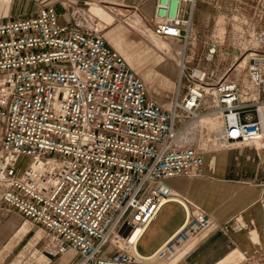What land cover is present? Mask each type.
<instances>
[{
	"label": "built area",
	"instance_id": "obj_1",
	"mask_svg": "<svg viewBox=\"0 0 264 264\" xmlns=\"http://www.w3.org/2000/svg\"><path fill=\"white\" fill-rule=\"evenodd\" d=\"M172 1L156 0L152 29L187 46L198 0H175L171 9ZM69 18L62 22L52 1L34 14L0 16V198L42 226L43 252L71 251L70 264L170 257L210 225L203 210L187 214L153 253L116 240L171 202L167 179L201 173L200 150L175 143L193 120L218 110L225 143L263 138L264 50L250 52L246 64L256 93L235 80H209L213 70L183 59L165 107L82 10ZM253 38L264 47V29ZM215 50L209 45L204 59ZM249 262L264 264V256Z\"/></svg>",
	"mask_w": 264,
	"mask_h": 264
},
{
	"label": "crops",
	"instance_id": "obj_2",
	"mask_svg": "<svg viewBox=\"0 0 264 264\" xmlns=\"http://www.w3.org/2000/svg\"><path fill=\"white\" fill-rule=\"evenodd\" d=\"M11 1L0 0V4L9 7ZM50 1L56 5L62 22L69 20L74 10H82L87 17V26L92 29L108 28L105 31L106 41L115 48L118 44L113 40L116 37L111 38V32L120 34L118 38L122 39L131 27L139 25L140 29L148 28L139 13L120 9V5L112 0H100L107 3L105 7L95 6V3L89 0ZM39 7L29 14L36 13ZM103 10H106V13ZM135 14L141 19L139 24L133 18ZM196 36L195 29L190 41L192 46L197 43ZM167 37L175 40L173 37ZM142 46L146 47V44ZM148 50L154 53L157 49L153 46ZM183 56L187 64L194 65L196 56L192 49L191 53ZM174 60L169 55L161 57L156 53L152 55V59L143 60L144 62H130L132 68L144 77L148 94L165 107L170 104L169 99L175 89L177 74ZM200 63L203 62H196L198 65H201ZM201 66L207 68L205 64ZM171 68L175 72L174 77L167 75ZM261 114L264 121V105ZM251 116L254 117L255 114L251 113ZM216 117H221V122H218ZM242 118H245V114ZM203 119L186 127L176 143L179 146H194L200 150L203 156L201 173L198 176H173L167 179L175 195L171 202L159 208L155 218L147 224L136 243V250L141 255L153 253L160 243L184 222L187 214L190 215L197 209L207 214L210 225L192 237L187 249L179 250L172 256L160 258L155 262L149 259L145 264H252L249 259L264 256V186L260 182L264 179V137L241 144L223 142L218 145L216 137L223 122L222 113L216 110ZM181 200L188 205L187 213L180 203ZM44 239L45 233L41 225L26 219L15 207L8 206L0 198V264L72 262L71 251L59 256L43 252L41 247Z\"/></svg>",
	"mask_w": 264,
	"mask_h": 264
},
{
	"label": "rangeland",
	"instance_id": "obj_3",
	"mask_svg": "<svg viewBox=\"0 0 264 264\" xmlns=\"http://www.w3.org/2000/svg\"><path fill=\"white\" fill-rule=\"evenodd\" d=\"M47 1L50 0H12L9 7H7V5L3 6L0 4V16L7 13H9L11 16H14L15 14H29L35 11L38 6L44 5V3ZM89 1L95 3V6L98 7L107 6V3L100 0ZM112 1L118 3L120 5V9L130 10L128 11L130 13L134 11L135 13H139V15L145 19V25L149 28V30H151L149 31L148 28L140 29V26L136 25L127 30L122 39L120 38L121 40L118 38L120 37V34L111 32V38L113 39L116 37L113 40L118 44V47L114 48L118 50L125 57V59H127L129 64L133 62L136 63L138 60L144 62L143 60L146 61L152 59V55L156 53H158V55L161 57H166L169 55L175 59V69L176 74L178 75V65L181 64L184 58L183 55L191 53L192 49L194 51V56H196L194 59V65L199 61L203 62L200 64H205L207 69H214L215 73L210 76L209 80H216L219 78V76H222L221 79L225 78L227 80H235L241 87H249L252 90V93H256L257 87L250 82V79L247 75L246 64L248 62L250 52L264 50V47L260 46L253 38V33L255 30L260 28L264 29L263 2L258 0H198L194 10V24L192 30L193 35L194 30H197V39L195 41L197 43L192 46L190 42L187 44V46H185L181 42L171 40V38L167 36L163 37L154 33L152 29L154 20L152 18H154L153 14L156 6V0ZM103 11L106 13V10ZM135 17L138 18V14H135L133 17L134 20H136ZM140 20L141 19L139 18V22H137L138 24L140 23ZM107 29L98 28L96 30L102 31L105 33L104 35H107L105 32ZM146 31L153 33L163 45L169 48V50L162 52L161 50L157 49L154 53H150L148 49H152L153 45L147 41L148 34ZM118 40L120 41L118 42ZM139 43H145L146 47ZM212 43L216 44V50L213 53V58L207 61L204 59L203 54L207 51V48ZM202 52L203 54H201ZM200 57L203 58L200 59ZM255 112V110H251L252 114H255ZM207 116H204L203 118ZM201 118L193 120L187 127L197 124ZM221 120V117L217 118L218 122H221ZM198 127L200 126L198 125ZM1 129L2 120L0 123V130ZM135 232L137 231L130 233L132 234ZM120 240L117 241L118 244H122L123 240ZM159 259L160 258H155L150 260L155 262Z\"/></svg>",
	"mask_w": 264,
	"mask_h": 264
},
{
	"label": "bare ground",
	"instance_id": "obj_4",
	"mask_svg": "<svg viewBox=\"0 0 264 264\" xmlns=\"http://www.w3.org/2000/svg\"><path fill=\"white\" fill-rule=\"evenodd\" d=\"M175 4H176V1L175 0H173L172 1V3H171V9H173L174 7H175ZM136 22H139V19L138 18H136ZM147 32V31H146ZM147 36H148V40L147 41H149V43H152V45L153 46H155V48L156 49H158V50H161L162 52H164L165 50H169V48L167 47V46H165V45H163L162 43H161V41L160 40H158L157 38H156V36L153 34V33H149V32H147ZM160 51V52H161ZM181 51V50H180ZM170 65V64H169ZM167 75H169V76H172V77H174L175 76V72H174V70H172V68L171 69H169V71H168V73H167ZM147 86V85H146ZM157 88V87H156ZM165 90V89H164ZM157 91V90H156ZM167 92V91H166ZM264 104H262V105H260L259 106V111H261V108H262V106H263ZM212 114V113H211ZM221 115V114H220ZM204 117V116H203ZM203 117L201 118L202 120H200L199 122H201V121H203L204 119H203ZM223 123V122H222ZM222 123L220 124V126H219V128H218V132H217V137H216V143L219 145V144H223V141L221 140V138H220V132L222 131ZM183 133V132H182ZM182 133L176 138V140H175V143H177V141L179 140V138L182 136ZM264 137V136H263ZM172 200V199H171ZM146 226L147 225H145L144 227H139V228H134L133 229V231H130V232H134V231H137V232H135V233H129V234H127V235H125V236H123V237H120L119 239H117L116 240V242L118 241V240H120V241H124V242H127V243H129V245H131L132 244V246H134L136 249H137V241H138V239L143 235V231H144V229L146 228ZM128 239V240H127ZM123 243V242H122Z\"/></svg>",
	"mask_w": 264,
	"mask_h": 264
}]
</instances>
